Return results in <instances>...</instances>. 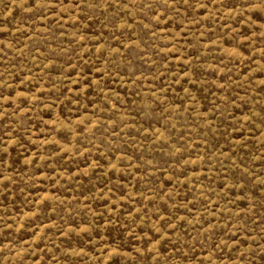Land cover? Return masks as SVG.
Wrapping results in <instances>:
<instances>
[{
	"label": "rangeland",
	"instance_id": "obj_1",
	"mask_svg": "<svg viewBox=\"0 0 264 264\" xmlns=\"http://www.w3.org/2000/svg\"><path fill=\"white\" fill-rule=\"evenodd\" d=\"M0 264H264V0H0Z\"/></svg>",
	"mask_w": 264,
	"mask_h": 264
}]
</instances>
